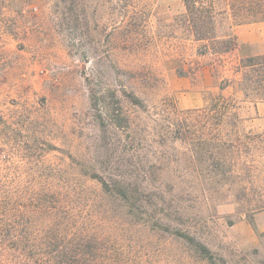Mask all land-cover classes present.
I'll list each match as a JSON object with an SVG mask.
<instances>
[{
  "label": "rangeland",
  "instance_id": "374dc122",
  "mask_svg": "<svg viewBox=\"0 0 264 264\" xmlns=\"http://www.w3.org/2000/svg\"><path fill=\"white\" fill-rule=\"evenodd\" d=\"M257 104L262 0H0V203L114 264H264Z\"/></svg>",
  "mask_w": 264,
  "mask_h": 264
},
{
  "label": "trees",
  "instance_id": "16d2710c",
  "mask_svg": "<svg viewBox=\"0 0 264 264\" xmlns=\"http://www.w3.org/2000/svg\"><path fill=\"white\" fill-rule=\"evenodd\" d=\"M230 105L224 96H219L211 109L220 112L219 115L224 118ZM217 119L220 120V117ZM22 215L19 210L4 207L0 203V257L7 253H20L31 257L40 255L60 258L59 264H64V260L70 259L77 262V258L83 253H94L105 258L108 264H114L104 245L98 242L90 244L91 241L81 238L78 233L68 231L64 217L59 216V223L51 225L53 222H42L43 225L39 226L25 220ZM201 250L208 254L206 247H201ZM208 256L213 259L212 255Z\"/></svg>",
  "mask_w": 264,
  "mask_h": 264
},
{
  "label": "crops",
  "instance_id": "0c3cea01",
  "mask_svg": "<svg viewBox=\"0 0 264 264\" xmlns=\"http://www.w3.org/2000/svg\"><path fill=\"white\" fill-rule=\"evenodd\" d=\"M260 24H262V23H260ZM260 24L259 25H254V27H252V29L254 30L255 28L261 26ZM246 28H247L246 26H241V25L236 28L235 32H236V35L238 36V38L241 39L242 33L244 31H246ZM256 113L259 114V115H264V105L257 104Z\"/></svg>",
  "mask_w": 264,
  "mask_h": 264
}]
</instances>
